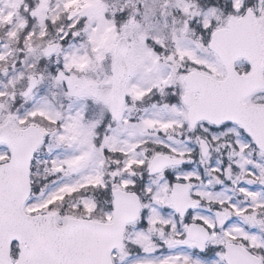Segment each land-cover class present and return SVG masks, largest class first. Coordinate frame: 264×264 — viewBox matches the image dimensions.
<instances>
[{"label": "snow or ice", "instance_id": "snow-or-ice-1", "mask_svg": "<svg viewBox=\"0 0 264 264\" xmlns=\"http://www.w3.org/2000/svg\"><path fill=\"white\" fill-rule=\"evenodd\" d=\"M0 264H264V0H0Z\"/></svg>", "mask_w": 264, "mask_h": 264}]
</instances>
